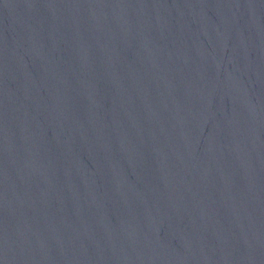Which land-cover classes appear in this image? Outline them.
Masks as SVG:
<instances>
[{
    "label": "water",
    "instance_id": "obj_1",
    "mask_svg": "<svg viewBox=\"0 0 264 264\" xmlns=\"http://www.w3.org/2000/svg\"><path fill=\"white\" fill-rule=\"evenodd\" d=\"M0 264H264V0H0Z\"/></svg>",
    "mask_w": 264,
    "mask_h": 264
}]
</instances>
